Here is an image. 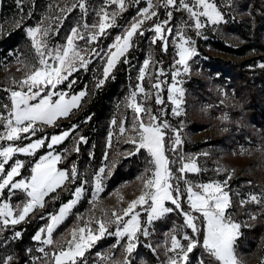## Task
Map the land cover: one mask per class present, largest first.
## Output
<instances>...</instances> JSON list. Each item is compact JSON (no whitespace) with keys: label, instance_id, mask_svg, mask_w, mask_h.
Instances as JSON below:
<instances>
[{"label":"snow or ice","instance_id":"1","mask_svg":"<svg viewBox=\"0 0 264 264\" xmlns=\"http://www.w3.org/2000/svg\"><path fill=\"white\" fill-rule=\"evenodd\" d=\"M16 3L22 12L24 0H16ZM63 3L64 6L59 7L61 15L55 18L45 16L36 26L27 28L26 34L36 59L31 64H25L28 71L23 79L13 80L16 89L6 90L10 93V103L0 104V142H9L7 146L0 143V199L3 201L0 202V234L10 226L14 228L26 221L37 208L45 206L46 198L52 193L63 188L66 183H75L79 178L75 164L70 169L58 167L70 150H55V146L64 142L77 125H73L70 131L32 139L43 126H53L59 118L67 117L73 109L79 108L87 94L86 90H81L69 95L65 91H56L57 86L67 81V87L71 89L76 80L69 78L81 70L88 71L89 65L97 62L102 64V72L95 86L102 87L119 62L130 64L128 53L135 46L134 37L144 36L145 23L155 21L147 29L153 33L151 43L155 45L159 42L164 53L168 52L170 44L175 49L176 59L170 74L171 83L167 87V100L172 105V115L180 116L183 114L185 90L179 78L189 73V61L198 55L195 42L187 35V31L192 30L200 36L206 27L227 23L225 10L233 7L234 0H223L222 4L218 0H131V4L143 3L144 6L137 8L136 14L106 47H98L100 39L107 38L111 34L110 29L121 27L117 24V18L130 6L128 0H102L96 6L90 5L88 0H63ZM112 5L115 6L114 9H110ZM161 9L164 10V19L160 18ZM75 10L80 12V17L68 29L63 42L53 43L52 37L60 35L64 20ZM181 12L187 14V19L173 25L174 13ZM90 13L94 16L91 23L87 19ZM161 63L162 61L151 58L143 61L138 69L137 84L126 101V107L133 115L131 118L125 117L119 124L115 119L111 121L113 129L118 127V135L123 137L124 142L133 146L125 154L126 158L136 156L141 151H146L150 158L149 166L137 177L142 183L140 194L127 202L126 208L114 209L111 214L105 211L102 217H96L91 210L87 217L77 214L80 223L70 230L71 238L64 243L54 241L55 229L72 213V209L84 196L85 185L89 181L82 180L72 191L74 198L63 203L56 213H49V223L34 234V242L43 246L36 249L42 257H33L32 264H88L86 253L106 236L116 238L115 243L109 246L110 253L111 249L122 248L123 259L114 258V254L97 253L100 264H133V253L140 246V237L147 239L151 235L153 224L173 212L183 217L182 225L167 231L163 243H157L155 247L151 243L144 245L154 253L158 248H164L165 259L161 264H192L191 254L197 248L203 249V253L209 258L201 257L198 264H213V261L215 264H241L235 243L242 225L233 221L229 213L232 207L228 190L231 173L223 181L190 180L189 175H199L204 171L198 164V155L183 152L182 129L173 128L147 104L152 93L146 90L144 81L151 79L150 66ZM259 66L264 68V64ZM166 74L163 67H157L155 79L151 82L157 105L165 103L161 92L167 81L161 77ZM160 112L162 115L167 114L164 108ZM87 119L90 120L91 117ZM169 132L172 133L171 136L168 135ZM113 134L109 133V148L112 146ZM22 140H28L29 143H12ZM80 143H87V138H78V143L74 146L77 153ZM42 147L48 149L47 154L34 164L29 176H22L24 161L13 157L17 154L33 156ZM199 155L207 156L208 153ZM104 160H108L107 153ZM114 167V161L104 163L93 173L92 198L89 201L93 209L97 205L99 194L104 191V182L110 178ZM216 171L221 173L227 170L218 167ZM17 177L20 179H16ZM18 194L22 199L11 203L12 198ZM262 199L264 198L258 194H249L240 203L241 206L249 202L259 205ZM120 200L123 202V197ZM184 204H187V209ZM142 213L146 214V220L141 219ZM251 219H257L256 214H252ZM12 237L19 239L22 233L15 231ZM7 239L5 237L4 241H0V246ZM54 244L56 247L53 251H46L45 246ZM27 251L31 252V249ZM14 259V255L4 256L0 258V264H12Z\"/></svg>","mask_w":264,"mask_h":264},{"label":"rangeland","instance_id":"2","mask_svg":"<svg viewBox=\"0 0 264 264\" xmlns=\"http://www.w3.org/2000/svg\"><path fill=\"white\" fill-rule=\"evenodd\" d=\"M257 1V3H256ZM71 2V0H70ZM90 5H99L102 0H88ZM130 6L125 12H123L117 18V24L121 27L110 29V35L107 38L101 37L98 47H106L113 40V37L122 31V27L125 26L129 20L136 14L137 8L144 6L131 4V0H128ZM219 4L223 3V0H218ZM35 7L33 0H24L23 11L21 12L20 6L17 5L16 0H0V10L5 9V17L0 20V29L4 30L6 27L22 24L29 19L34 10H36L34 17V24L27 25L24 28L25 42L21 49L10 50L5 57H0V104L10 103L8 97L9 92L6 90L16 89L13 84V80L19 81L25 77L28 69L25 64H31L36 59V54L31 46V41L26 34L28 27L36 26L45 16H51L55 18L61 15L59 7H63V0H41ZM49 5L52 7L50 8ZM27 6V7H25ZM256 7L259 13H264V0H234V5L230 9H226L227 23L217 26H209L202 30V35L197 36L194 31L188 30L187 35L191 36L194 40V46L198 55L194 56L189 61V73L182 75L179 79L182 81L181 86L185 90V96L183 98V114L180 116H174L171 113L172 105L168 102L162 108L165 109L166 115H162L159 106L155 103V90L151 88V82L155 79V69L161 67L159 65H151L149 68V75L151 79L144 81L146 90L152 93L147 100V104L151 106L153 112L160 116L161 119L167 117L180 118V122L173 126V128L182 129L181 136L184 141L183 152L187 154L198 155V164L204 169L199 175H189L188 178L197 182H207L209 180L223 181L226 179L229 173H231V179L228 181L232 207L229 209L231 218L233 221L241 223L240 236L235 243V250L238 255L241 264H264V252L263 240L264 236L258 237L257 246L251 245V239L256 234H250L256 224H264V199L261 204L246 203L241 206V199H247L249 194H258L264 198V126L253 115L251 108V102L253 101L249 90H246V83L242 82L239 78L221 76V70H214L212 67H208L211 57H218L226 60H237L238 62L247 61L254 58L245 67L247 71H255L260 69V64H264V52H260L257 48H254L250 54L238 58L236 55L228 54L219 51L212 46L213 42H222L232 47H238L242 43H245L246 39L238 32L236 25L243 24V20L247 19L250 15V11L253 7ZM28 8L29 15L25 16V9ZM115 6H110V9H114ZM80 17L78 10L72 11L68 14L67 19L64 20L66 25L60 29L59 36H53L52 42H63V37L66 35L68 29L75 23L76 19ZM94 16L89 14L88 22L91 23ZM160 18H166L164 10H160ZM183 19H187L186 13H174L173 25L180 24ZM3 21V22H2ZM155 21H148L144 25L145 35L134 37V47H132L128 53V59L130 64H125V71L122 70V77L118 82L114 91L109 92L107 108L100 121H97L93 125V134H91V142L87 145V148L83 152L82 143L79 144V152L74 150V146L78 143V138L85 135V131L88 129L89 122L92 119L93 113L86 114L89 103L98 96L101 92L106 90V87L110 82L116 78V68L112 72L110 78L105 84L96 88V80L101 76L102 64L94 62L89 65L88 71H79L73 74L69 79H75L76 83L79 80H83L82 88L75 92H70L67 87V81L58 85L56 91H65L69 95L77 94L81 90H86L87 94L82 99L80 107L73 109L69 116L59 118L53 126H43L41 131L37 132V136L32 139L43 137H50L60 133H50L55 127L65 121H74L73 125L78 127L75 131H71L70 136L62 142L60 145L55 146L57 152H61L63 149H69V153L66 154V158L58 165L61 169H70L73 164L76 165L79 173V178L75 183H66V185L58 189L57 192L52 193L46 198L45 206L43 208H37L33 213L29 215L26 221L17 224L14 228L11 226L0 234V241H4L7 237V241L3 246H0V258L7 255H14L15 259L22 264H32L33 257H42V254L36 251L39 247L43 246L38 242H34L33 236L20 245L19 250L17 243L22 239L23 232L18 227L27 222L30 219H35L38 223V229L49 223L48 214L56 213L59 207L69 200L73 199L72 191L76 186L80 184L82 180H88L89 183L85 185L86 191L84 196L72 209V213L61 223L53 233L54 241L64 243L65 240L70 239V230L80 223L77 219V214L87 215L90 210L94 212L96 217H102L104 212L109 214L114 209H123L127 207V202L138 197L142 190V183L137 179L146 167H148V154L146 151H141L140 154L131 157H125L128 150L132 149V145L125 143L123 137L118 135V127L113 129L111 121L115 119L117 124L125 117L131 118L133 113L126 107V101L130 93L134 90L137 84L138 69L142 66L145 59L151 58L157 60L156 57V45L151 43L152 32L147 31ZM48 23V21H46ZM63 23V24H64ZM55 27V25H52ZM206 37V38H205ZM251 38V36H250ZM171 40V38H170ZM135 49L133 56H129L130 52ZM139 51L142 53L140 54ZM168 54L170 57V69L164 77L161 79L167 81L162 86L163 91L161 96L167 97V87L171 83V72L173 71V62L176 59L175 49L169 46ZM19 69V70H18ZM252 77V73H249ZM239 76V75H238ZM233 79H236L235 81ZM203 83V89L199 86ZM138 94V99H139ZM264 104V95L260 100ZM158 106V107H156ZM81 118L77 122V118ZM91 117V119H87ZM78 118V119H79ZM76 121V122H75ZM169 122V121H168ZM170 123V122H169ZM171 124V123H170ZM72 125V126H73ZM127 126V125H126ZM72 127L68 130L70 131ZM50 131V132H49ZM66 131V130H64ZM114 133L111 140V147H107L109 133ZM172 135L171 132L168 133ZM4 146H7L9 142H0ZM17 145H25L29 143L28 140L12 142ZM189 144V145H187ZM198 146H195V145ZM194 145V146H193ZM44 149L35 161H32L33 157L40 150ZM35 155L26 156L17 154L13 159H20L24 161V168L22 176L27 177L31 173V168L40 157L46 155L48 149L42 147L37 150ZM105 153L108 154V160H104ZM202 153H208L207 156L199 155ZM77 155V156H74ZM115 162L110 178L104 182V191L99 194L96 207L93 209L91 200L92 189V177L93 173L104 163ZM11 163V161H10ZM65 165L64 168L61 165ZM68 166V167H66ZM7 167V166H6ZM226 169L227 171L217 173V168ZM16 179H20L17 177ZM250 182V183H249ZM239 194V195H237ZM55 199H52V197ZM66 200L60 202L64 197ZM123 197V202L120 198ZM22 199L21 195H16L10 201L16 203ZM0 202H3L0 199ZM167 206L171 207L170 204ZM187 209V204H184ZM252 214H256L257 219H251ZM44 217V219H41ZM146 214L142 213L141 219L146 220ZM183 223V217L177 212H173L163 219L155 222L151 227V235L146 239L143 236L140 237V246L137 251L133 253V264H161V261L165 259L164 248H158L154 253L150 248L144 245L151 243L153 247L157 243H163L165 234L172 228H179ZM114 228V226H113ZM251 229L247 233L244 231ZM35 231V233L37 232ZM112 229L110 228V231ZM19 231L22 233V237L14 239L12 233ZM190 231V230H187ZM34 233V234H35ZM254 233V232H253ZM116 238L114 236H106L100 240L88 253H86V259L88 264H100L97 259V253L100 254H114V258L123 259L122 248L110 247L115 243ZM186 243V242H185ZM123 244V241H121ZM46 251L51 252L56 245L45 246ZM31 249V252L27 250ZM26 256V260L20 261L19 254ZM157 253L159 255H157ZM260 253H263V255ZM198 257L194 258L191 255L192 264H198L199 259L202 257L201 253L197 254ZM215 263V262H214ZM213 263V264H214Z\"/></svg>","mask_w":264,"mask_h":264},{"label":"trees","instance_id":"3","mask_svg":"<svg viewBox=\"0 0 264 264\" xmlns=\"http://www.w3.org/2000/svg\"><path fill=\"white\" fill-rule=\"evenodd\" d=\"M40 2L41 0H33V5L37 7L39 6L38 4ZM36 10H34L32 15L29 16V19H27V21L23 22L22 24H17L15 26H9V27H6L4 30L0 31V57H5V55H7V53L10 50H14V49L19 50L22 48L21 46L24 45L23 42L26 41L25 40L26 36H25V33L23 32L24 28L27 25H31L35 23L34 17H35ZM24 12H25V16L29 15L28 8H26ZM4 17H5V9L4 11L3 9H1L0 10V20L3 19ZM64 25H66V22L63 24V26ZM236 27L238 29V32H240L243 38L246 39L245 43H242L238 47H232L222 42H213L212 46L217 48L221 52L236 55L238 58H241V57H244L250 54V52L254 48H257L258 50H260V52H264V13L262 12L259 13L256 7L254 6L252 10L250 11V15L248 16V18L243 20V24H241L240 26L236 25ZM156 46H157L156 47L157 60L162 61L161 67H163L165 71L168 72L170 69L169 67L171 63L169 54L168 52L164 53L161 51L159 42L157 43ZM134 52H135V49L130 52L129 56H133ZM139 53L141 54L142 52L139 51ZM253 59H255V57L247 61L238 62L237 60H232V59L226 60V59H221L218 57H211L208 63V67H212L214 70H221L220 72L222 73L221 74L222 77L224 76H227V77L232 76L233 78L237 77L242 82H245L247 84L245 89L249 90V93L251 94L252 99H253V101L251 102V108L253 111L252 113L254 117L256 118V120L259 122V124L264 126V104L262 101H260L262 99V96L264 95V68L256 69L255 71L245 70V67ZM123 69L125 71V63L121 61L116 69L115 80L109 83V85L106 87V90L104 92H101L98 96L94 97V99L89 103L87 107V111L85 112V115L93 113V116H92L91 121L89 122L88 129L85 131V135L83 136L87 138V143H82L83 152L87 148V145L91 142L90 137H91V134H93V128H94L93 125H95V123L97 121H100L101 118L103 117V114L108 104L107 103L108 96H109L108 94L109 92L114 91V89L117 87L118 82L122 77L121 72ZM249 73L253 74L252 77L249 75ZM233 80L235 81L236 79H233ZM82 86H83V80H79L78 83H75V85H73L72 88L69 89V91L75 92L76 90L82 88ZM199 86L202 89L204 87L203 83H200ZM164 101L165 103L163 105H160L159 108H162L164 105H166L167 103L166 95L164 96ZM78 118L76 120L77 122L81 120V118L79 119ZM167 118H168V121L171 123L172 127L176 126V124L180 122V118H174V117H167ZM67 120L65 119V121H63L62 123H59L55 127V129L49 132L50 133H60L64 130H68L70 127H72L74 121H67ZM40 134H42V131L40 132ZM195 146H198V145L196 144ZM42 151H44V149L38 151L36 155L33 157L32 161H35ZM168 154L171 155V153H168ZM74 156H77V155H74ZM61 167L64 168L65 165L62 164ZM66 199L67 197L65 196L61 201L58 202V204ZM18 228L22 230L24 234L22 239L17 243L19 250L22 252L19 246L22 245L23 243H26V241L29 240L34 235L35 231L38 228V223H36L35 219H30L24 224H22L21 226H19ZM251 229H246L244 232L247 233L249 230H251L249 235L251 233L256 234V236L251 239V242H249L251 245H254L256 247L257 242L259 241L258 237L260 235L264 236V224H260V223L256 224ZM262 245H263V248L261 252H264V240H263ZM198 253H201L203 258L209 259L206 256V254L203 253V249L201 248H197L191 255H194V258H197ZM261 254L263 255V253H260V256ZM18 259H20V261H24L26 260V256L20 253ZM12 264H22V263L13 261Z\"/></svg>","mask_w":264,"mask_h":264}]
</instances>
